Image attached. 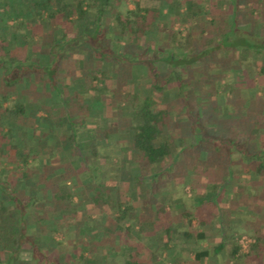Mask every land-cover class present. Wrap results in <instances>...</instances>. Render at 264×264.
Listing matches in <instances>:
<instances>
[{"label": "rangeland", "instance_id": "1", "mask_svg": "<svg viewBox=\"0 0 264 264\" xmlns=\"http://www.w3.org/2000/svg\"><path fill=\"white\" fill-rule=\"evenodd\" d=\"M41 1L43 0H0V34L7 39L12 38L13 30L7 26L19 22L28 23L30 27L27 31L32 34V38L23 52L35 61H46L50 58L49 44L53 38L62 41L65 35L67 38H76V35L82 36L93 31L95 24L92 21L95 4L89 7L90 11L81 20L76 18L75 12L68 14L66 10L53 14L59 5L57 0H49L47 6H39ZM238 1L253 12L252 16L243 13V9L244 15L238 12L237 17L242 22L240 24L251 21L252 29L258 26L264 28V0ZM136 2L143 7L152 8L145 20L148 33L144 35L128 30L123 34L118 33L111 14L106 18L105 32L99 42L101 45L119 54L142 50L148 44L167 46L171 43L177 50H194L200 41V28H195L191 23L192 10H202L199 15L203 18L202 25L210 29L205 34L207 38L213 36L220 39V27H225L227 17L231 15L229 0H111L110 7L125 11L135 8ZM243 17L249 19L244 20ZM17 33L20 37L22 30ZM81 40L67 42L65 46L64 42L61 45L56 44L55 49L67 54L68 60L63 67L73 66L79 54L85 55L89 51L90 46ZM229 53L235 54L233 51ZM145 60L148 61L147 64L150 62L148 57ZM235 60L226 57L220 49L204 57L199 66L191 67L189 71L185 67H178L184 74V80H188L191 74L194 78L196 76V80L201 79L203 82L201 85H194L191 107L179 98L175 75L166 76L168 65L160 61L155 63V71L159 72L156 79L159 82L163 80V92L155 95L169 104L176 148L175 153L161 163L149 164L134 153L129 129L133 120L122 115L124 104L116 99L113 118L99 124L100 129H110V136L107 139V154L101 156L103 167L99 180L96 181H102L111 187L110 204L99 206L91 214L92 220H84L85 214L74 205L59 210L49 208L45 221H37L42 214L41 209L27 208L31 215L27 230L41 236V248L45 256L62 264H89L79 259L77 252L89 254L90 247H94L92 255L99 258L97 264H103L104 260L121 263L127 254L133 255L135 252L142 256L144 264H175L171 259L172 255L176 250L184 249L189 252L186 253L188 255L185 256V264H193L190 258L195 251L212 252L213 246L222 242L223 248L217 254L212 252L213 258L201 257L196 260V264H258L264 260V172H251L249 169H253L254 165L243 162V159L242 162L233 163L227 153V147H232L231 144L235 146L236 140L247 142L249 150L252 145L264 147V74L258 72L264 62V54L260 60L253 61L252 70L249 72L254 74V79H250L248 72L247 78L242 79V65H237ZM101 65L115 74L117 96L125 88L132 72L146 73L147 67L143 62L119 63L111 58L102 60ZM50 92L46 93L44 85L38 79L26 77L9 94L7 100L0 96V182L13 180L15 185L20 186L18 177L23 174V178L31 175L36 177L44 169V163L48 164L47 156L66 157L67 162L76 168L77 177L61 172L52 179L62 192H73L71 203L75 204L79 203L82 196L91 195L96 181L91 179L89 165L77 157L74 146L65 138L69 133L65 126L66 114L54 91ZM17 98L28 104V113L24 117H7L3 108L10 106ZM70 112L74 118L78 116L75 110ZM88 121V130L95 132L96 124L92 120ZM249 121L252 122L248 123ZM248 124L250 129L246 133ZM240 128L242 138L237 132ZM42 135H49V153L41 146ZM88 138L87 133L78 137L79 141ZM230 140L234 143L229 144ZM16 147L37 156L30 157L27 164L23 163L12 156ZM231 150L234 151V147ZM236 151L241 152L239 149ZM5 169L10 171L5 172ZM138 175L143 176L139 183L135 180ZM170 193L172 198L168 196ZM43 194L38 190L39 197L44 196ZM118 200H123L121 205L117 203ZM160 203L162 208L169 205L170 212H173L172 204L179 206L180 213L186 219H190V216L183 212L185 210H189L199 219H205L204 216L208 214L216 238L207 243L186 238L184 243L174 244L172 241L169 245H165L163 241L158 242V239L154 241L158 229L148 227L150 213L145 206L157 208ZM125 204L133 208L129 207L125 220H117L115 217L120 214ZM66 221H71L72 226L64 229ZM91 222L95 223V230L103 234L102 241L107 242L104 247L110 245L112 249L103 248L102 243L90 241L89 237L78 233L80 225ZM43 223L47 226L44 236L40 234ZM174 228L176 233L194 230L187 224ZM258 234L263 239L257 250L259 254H254L253 259L249 260L245 254ZM84 241L89 243V247L82 246ZM236 244L238 248L233 254L232 249ZM29 254L30 250L26 247L18 253L17 258L24 260ZM104 254L107 256L103 260L101 255ZM1 259L2 257L0 264H7V261L3 262ZM29 263L33 264L30 261Z\"/></svg>", "mask_w": 264, "mask_h": 264}, {"label": "trees", "instance_id": "2", "mask_svg": "<svg viewBox=\"0 0 264 264\" xmlns=\"http://www.w3.org/2000/svg\"><path fill=\"white\" fill-rule=\"evenodd\" d=\"M110 1L57 0L59 5L53 14L66 10L68 14L75 12L76 18L81 20L90 11L89 7L95 4L94 18L92 20L95 23L93 31L82 34V36L76 35V38L85 41L90 46V49L85 55L79 54V58H75L73 66L67 65L63 67L68 60L67 54L62 50L55 49V47L61 45V42H64L65 46L68 44L67 42L78 41L75 37L67 38L65 35L64 41L53 38L49 44L48 54L50 58L46 61H35L27 57L23 52L25 46L27 47L32 38V34L27 31V28L30 27L28 23L19 22L7 26L13 30L12 38L7 39L3 34H0L1 98L7 100L9 94L14 92L25 81L26 77L38 79L44 85L48 94L53 90L66 114L67 124L65 126L69 129V133L65 138L74 146L77 157L83 159L89 165L90 174L92 173L91 179L95 181L99 180V173L103 167L101 156L107 154V139L110 136V129H100L99 124L113 118L115 114L114 104L117 98L124 104L122 115L133 120L129 125V129L132 137V148L137 157L143 158L149 164H155L163 162L167 157L175 153L176 148L171 130L172 113L169 104L155 95L163 92V80L159 82L156 79L159 75V72L155 71L156 62L160 61L168 65V69L165 71L166 76L175 75L178 84L177 94L184 104L191 107V92L195 88L194 85L197 83L201 85L203 82L201 79L196 80V76L194 78L190 73V75L188 74L189 78L187 77L188 80H184V74L178 70V67H185L186 71H189V69L199 66L204 57L221 49L226 57L233 60L236 59V64L242 65V79L244 77L247 78L248 75L250 79H254V74H250L249 71L252 70L253 61L260 60L264 54V28L258 26L252 29L251 25L253 24L251 21H247L246 24H240L242 22L237 17L238 12H240V15L245 13L248 16H252L253 14L251 15V13L253 12L244 8L242 2L238 0H229L231 15L227 17L225 27H220L222 32L220 39H215L213 36L206 37L205 34L210 29L206 28V25H202L203 18L199 16L202 10H192L190 12L191 23L195 28H200V36L198 37L200 41L194 50H177L170 43L167 46L148 44L139 51L116 53L99 43L102 34L105 32L107 16L113 14L118 33L123 34L128 30L146 35L148 30L145 27V20L152 8L143 7L139 2H136V6L133 9L125 11L115 10L114 7H110ZM48 2L49 0H43L38 5L47 6ZM243 19L248 20L249 17H243ZM1 25L2 22H0ZM18 30H22L20 37L17 36ZM229 51H233L235 54L231 55ZM147 57L150 59L148 64V61L145 60ZM110 58L119 63L123 61L130 63L143 62L147 66L146 73H140L139 71L131 73V76L126 81L125 88H123L119 96H117L115 74L101 65L102 60ZM247 72L249 73L248 75ZM258 72L264 74V62L261 63ZM28 108V104L25 101H20L17 98L10 106L3 109L7 117L16 118L26 116ZM71 110H75L78 116L74 118L70 112ZM88 120H92L96 124L95 132L88 130ZM250 122L252 121L248 123ZM249 129L250 125L246 127L245 132L247 133ZM82 133H87L89 138L79 141L78 137ZM48 136L42 135L40 137L41 146L46 153L51 151L47 143ZM235 147L238 149V146ZM248 147H250L249 144L242 140L243 162L254 165L253 169H249L252 170L251 172L256 174L263 173L264 147L258 148L256 145H252L250 150ZM231 148L233 146L227 147V153L232 151ZM12 156L27 164L30 157L36 158L37 154L20 151L16 147ZM46 161L48 164L44 163V169L36 177L31 175L23 178L22 176L25 174L18 177L20 186L15 185L13 180L0 182V257H2L1 261H7V264H30L29 261L33 262V264H62L56 260H51L49 256H45L43 248H41V236L38 237V233L32 234L30 230H27L30 225L27 224L28 218L31 216L29 208L41 209L42 214L38 216L37 221H45L49 208L59 210L74 205L78 211L85 214L84 220H92L90 216L97 211L99 206L110 204L112 197L111 187L102 181L94 183L91 195L82 196L79 203L72 204L73 192H62L52 178L61 172L75 176L76 168L67 162L66 157L50 158L47 156ZM7 171L9 172L10 170L5 169V172ZM26 172L29 173V171ZM154 177L155 174L152 175V178ZM142 179V175L135 176V180L138 183ZM38 190L44 193L43 198L38 196ZM121 202L123 200L117 201L119 205H121ZM40 203L41 205H39ZM129 207L133 208V206L125 204L121 208L120 214L115 218L117 220H125ZM162 207V203H160L157 205L156 210H163ZM104 217L105 213L103 212L102 218ZM69 226H72L71 221H66L64 229ZM40 227V234L44 236L47 226L43 223ZM95 227L94 222L90 224L84 223L79 226L78 233L86 235L90 238V241L94 240L100 244L102 243L103 248L112 249L110 245L104 247V243L107 242L102 241L103 234L99 230L96 231ZM262 240V236L259 234L255 237L254 242L249 245V250L245 254L247 259L252 260L254 254H259L257 250ZM163 243L168 245V241ZM82 246L87 248L89 243L84 241ZM223 246L222 242L214 245L212 252L217 254ZM26 247L30 250L29 256L24 260L17 258L18 253ZM237 248L238 245L236 244L232 249L233 254L236 253ZM93 249L94 247H90L89 254L85 255H83L82 251H78L77 257L83 259L85 263L97 264V259L99 258H95L92 255ZM200 253L206 255L208 250H202ZM101 256H103L104 260L107 255ZM102 263L144 264V259H142L139 252H135L133 255L127 254L121 263H115L114 260H111V262H105L104 260ZM258 264H264V260Z\"/></svg>", "mask_w": 264, "mask_h": 264}, {"label": "crops", "instance_id": "3", "mask_svg": "<svg viewBox=\"0 0 264 264\" xmlns=\"http://www.w3.org/2000/svg\"><path fill=\"white\" fill-rule=\"evenodd\" d=\"M240 129L241 130H238L237 132L239 133V137L241 136L240 138H242V128H240ZM236 141L237 142H236L235 146H238V149L241 151L242 150L241 149L242 148V140H240V142H239V140H236ZM231 142L234 143V141H231V140L228 143L230 144ZM232 146L234 147V151L228 153V158H230V160L233 161V163H237L238 161L242 162V151L239 152L240 153L239 154L236 151L237 149H235L234 144ZM241 173H242V171H241ZM168 196L172 198L171 193L168 194ZM197 204H199V203H197ZM171 206L173 208V212L168 211L170 209L169 205L164 207L163 210H159V211H157L156 208H151L150 205L145 206V208L147 207V212L150 213L149 214L150 217H149V221H148V227L153 228V229H156V228L158 229V230H156V233L154 236L155 237L154 241H156L157 239H158V242L168 241V245H169V243L171 244L172 241L174 244L176 242L184 243V240L186 238H192V239L195 238L198 241L201 240L200 242H202V243H204V242L207 243V241H213L216 238V236L214 235V232H213L214 229H212V227H213V225L211 224L212 220L210 219V216L208 214L205 213L206 214L204 216L205 219H199L197 217H194L193 216L194 214H192V212H190L189 210H185L183 212H186L190 216V219H186V217L180 213L181 208H179V206H177L175 204H172ZM186 224L190 225L194 230H192V232L191 231L188 232L186 230H183L180 233H178V232L176 233V231H174V229H175L174 227L183 226ZM205 226H206V228H204ZM198 228H200V230ZM214 228H215V226H214ZM173 235H175L176 237L174 236V238H172ZM221 235H223V234H221ZM163 238H164V240H163ZM201 251L202 250H200V251L197 250L194 252V255L191 258L189 257L193 264H196V260H199L201 257L213 258L212 252L208 251V253L206 255H204V254L200 253ZM186 253H189V252L184 250V249H182L180 251L176 250V253H174L172 255L171 259L173 260V262L175 264H185V258H186L185 256L188 255Z\"/></svg>", "mask_w": 264, "mask_h": 264}]
</instances>
